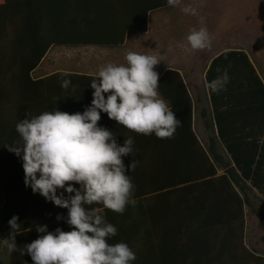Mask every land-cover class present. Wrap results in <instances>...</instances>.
Segmentation results:
<instances>
[{
  "label": "crops",
  "instance_id": "obj_1",
  "mask_svg": "<svg viewBox=\"0 0 264 264\" xmlns=\"http://www.w3.org/2000/svg\"><path fill=\"white\" fill-rule=\"evenodd\" d=\"M5 2L0 0V5ZM258 3L264 4V0ZM183 4L196 7L199 15H185L180 8L168 6L167 0H10L8 19L0 18V25H30L28 43L43 44L48 40V49L31 71L33 79L59 72L94 76L101 65L125 64L124 57L129 51L159 53L161 61L154 68L159 77L168 69L179 72L192 102V131L209 158L211 154L221 157L222 164L215 165V175L208 176L210 168L187 133L185 104L173 111L182 126L176 129L172 139H158L155 133L145 136L131 132L103 112L98 122V126L113 133L119 146L129 137L134 141V154L122 159L135 186L137 205L135 208L128 205L123 214L107 209L104 213L106 222L117 229L108 243L128 244L136 255L131 264H264V197L249 182L243 186L241 182L234 184L217 178L233 163L216 131L206 132L201 118L202 111L208 117L212 115L205 87V73L211 60L226 50L243 51L264 86V44L254 51L233 43L212 41L205 50L185 52L178 45L186 43L190 29L228 25L233 5L227 12V5L221 0L212 3L183 0ZM255 7H251V14L254 11L258 15ZM263 13L264 10L259 15ZM143 14H146V32L127 31L119 47L73 40L94 35V31L103 28L99 25H140ZM200 17L204 18L203 24ZM171 25H185L186 34L181 40L171 38L168 33ZM160 97L170 107L161 94ZM260 129H263L261 141L264 125L260 124ZM210 139L215 141L212 149ZM134 161L136 165L131 170ZM243 197L248 201L243 202ZM66 226L67 232L73 230ZM3 240L0 264H8L9 251ZM259 257L263 260L259 261ZM16 264L33 262L25 256Z\"/></svg>",
  "mask_w": 264,
  "mask_h": 264
},
{
  "label": "clouds",
  "instance_id": "obj_2",
  "mask_svg": "<svg viewBox=\"0 0 264 264\" xmlns=\"http://www.w3.org/2000/svg\"><path fill=\"white\" fill-rule=\"evenodd\" d=\"M167 5L180 8L185 15H199L196 7L184 5L183 0H167ZM200 22L204 23L203 17ZM211 44L212 36L202 26L190 29L186 43L178 46L194 53ZM159 55L129 51L125 64L101 65L90 83L94 89L91 105L83 113L45 111L16 124L20 142L9 150L17 156L22 154L26 187L55 206L68 209L66 222L73 230L57 228L51 232L46 225L37 226L39 233L46 234L18 248L15 234H20L21 225L17 223L19 217L13 216L9 220L12 234L3 240L9 252L19 251L21 256L27 252L33 264H131L136 259L128 244L108 243L117 229L106 222L104 215L106 209L123 214L128 205H137L135 186L122 159L134 154V141L129 137L119 146L113 133L98 126V122L103 112L131 132L145 136L155 133L158 139L174 138L182 123L160 97L159 74L154 70L161 61ZM228 80L225 72L206 82L205 87L210 94L218 93ZM70 86L69 79L61 81L63 89ZM135 165L136 161L131 170ZM74 184H79V189ZM58 189L70 195H58Z\"/></svg>",
  "mask_w": 264,
  "mask_h": 264
},
{
  "label": "trees",
  "instance_id": "obj_3",
  "mask_svg": "<svg viewBox=\"0 0 264 264\" xmlns=\"http://www.w3.org/2000/svg\"><path fill=\"white\" fill-rule=\"evenodd\" d=\"M9 5L10 0L0 5V18L8 19ZM99 26L103 28L94 31V35H83L73 40L83 44L119 47L123 44L127 31L139 34L146 32V14L142 15L140 25ZM29 27L30 25H0V242L12 234L9 220L17 216V223L21 225L20 234H15L18 248H23L46 234L39 233L37 226L46 225L51 232H55L57 228L67 232L68 209L55 206L39 193H33L31 187H26L22 154L17 156L9 150L20 142L16 124L45 111L83 113L85 107L91 104L94 92L90 86L94 76L70 73L64 76L63 72H59L33 79L31 71L39 63L49 44L48 40L43 44L28 43L26 38ZM225 72L229 80L224 88L211 94L208 90L211 117L205 111L201 112L204 130L209 134L216 131L233 163L217 178L228 183L241 182L243 186H246L245 182H249L264 197V137L259 140L263 132L260 124L264 125V86L243 51L226 50L214 57L206 70L205 80L211 82L222 77ZM64 79L71 81L67 90L61 87ZM158 90L170 103L172 111L178 110L183 104L187 106V133L192 136L193 143L210 168L208 176L215 175V165L222 164L221 157L211 154L209 158L192 131V102L179 72L165 70L159 77ZM214 144V139H210V149ZM60 193L65 198L70 195L64 189H58L57 194ZM244 201L248 199L243 197ZM253 212L262 215L256 210ZM58 215L61 216L59 220ZM20 256L19 251L9 252L8 264L20 263L25 256L27 261L33 262L27 252ZM260 260L263 259L259 257Z\"/></svg>",
  "mask_w": 264,
  "mask_h": 264
},
{
  "label": "rangeland",
  "instance_id": "obj_4",
  "mask_svg": "<svg viewBox=\"0 0 264 264\" xmlns=\"http://www.w3.org/2000/svg\"><path fill=\"white\" fill-rule=\"evenodd\" d=\"M212 2L213 0H211ZM221 2L227 5V12L230 11V5H233L232 19L226 22L228 25H205L212 36V41L233 43L254 51L259 49L260 44H264V13L263 16L259 15L264 10V4H259L258 0H221ZM255 5L258 9V15H254V11L251 14V7H255ZM168 33L172 39L178 38L181 40L183 35L186 34L185 25H171ZM262 61H260V64H262ZM196 82L199 86L197 78L195 79ZM209 110V107H207V111Z\"/></svg>",
  "mask_w": 264,
  "mask_h": 264
}]
</instances>
